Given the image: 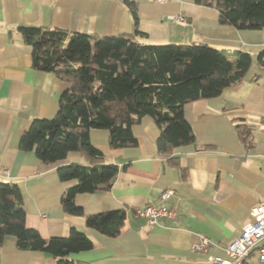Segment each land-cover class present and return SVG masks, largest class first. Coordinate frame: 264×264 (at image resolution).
Returning <instances> with one entry per match:
<instances>
[{
    "label": "crops",
    "instance_id": "crops-1",
    "mask_svg": "<svg viewBox=\"0 0 264 264\" xmlns=\"http://www.w3.org/2000/svg\"><path fill=\"white\" fill-rule=\"evenodd\" d=\"M138 23L125 0H0V180L17 183L27 213V225L42 237H66L83 230L94 247L72 253L73 264H214L211 256H226V247L251 218V208L264 203V67L257 62L264 50V30L237 29L219 23V11L196 0H133ZM169 15H183L175 22ZM34 25L100 36L147 33L141 44L198 43L229 52L251 54L245 78L216 97L185 106L196 135L194 144L161 154L160 129L147 115L134 124L133 147L113 148L109 130L91 129V143L119 172L108 190L79 193L75 202L86 215L126 211L120 235L109 237L87 227L86 217L64 211L62 195L75 181H62L57 169L72 162L88 164L79 152L46 163L34 151L20 148L22 134L35 118L56 114L60 96L70 84L33 67L32 48L20 26ZM252 127L244 143L236 125ZM8 170V174L4 171ZM169 199L162 200L164 191ZM147 204H166L177 212L149 227L136 215ZM203 238L210 244L198 250ZM0 264H58L37 250H23L13 236L0 246ZM245 264H263L253 252Z\"/></svg>",
    "mask_w": 264,
    "mask_h": 264
},
{
    "label": "trees",
    "instance_id": "trees-1",
    "mask_svg": "<svg viewBox=\"0 0 264 264\" xmlns=\"http://www.w3.org/2000/svg\"><path fill=\"white\" fill-rule=\"evenodd\" d=\"M219 11V23L237 29L264 30V0H196ZM138 23L135 1L125 0ZM25 42L32 48L36 69L53 73L70 87L59 99L51 118H35L22 134L20 148L34 151L46 163L79 152L88 162H72L58 167L62 181H75L62 195L65 212L85 216L75 202L79 193L111 188L119 172L117 164L106 163L104 153L89 138L91 129L109 130L113 148L138 144L132 127L142 117L151 116L161 133L157 148L169 154L174 148L194 144L196 135L186 119L185 106L199 99L219 96L225 88L241 82L250 70V53L220 50L207 44H141L139 31L100 36L44 26H20ZM257 62L264 67V50ZM244 143H249L252 127L236 125ZM87 227L109 237L120 235L126 211L110 210L86 215ZM27 213L17 183L0 180V246L13 236L23 250H37L73 264L72 253L94 247L83 230L72 228L66 237L44 238L27 225Z\"/></svg>",
    "mask_w": 264,
    "mask_h": 264
},
{
    "label": "built area",
    "instance_id": "built-area-1",
    "mask_svg": "<svg viewBox=\"0 0 264 264\" xmlns=\"http://www.w3.org/2000/svg\"><path fill=\"white\" fill-rule=\"evenodd\" d=\"M163 3L166 0H153ZM169 19L175 22H186L183 15H169ZM9 171L5 170L4 174ZM173 191L166 190L162 193L161 199L167 200L171 197ZM176 210L168 207L166 204H147L144 207L136 209V215L146 221L149 227H153L162 219H173L176 217ZM251 220L243 227L240 235L235 238L226 247V256H211L210 260L214 264H245L247 258L257 252L258 259L264 264V203H260L251 208ZM210 244L208 238H203L194 245L195 249H206Z\"/></svg>",
    "mask_w": 264,
    "mask_h": 264
}]
</instances>
